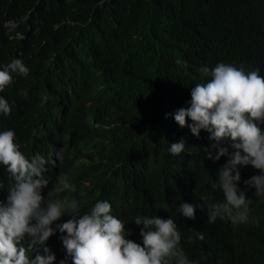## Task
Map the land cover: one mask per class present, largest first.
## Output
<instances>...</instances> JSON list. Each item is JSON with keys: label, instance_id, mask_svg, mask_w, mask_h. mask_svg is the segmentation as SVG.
Listing matches in <instances>:
<instances>
[{"label": "trees", "instance_id": "trees-1", "mask_svg": "<svg viewBox=\"0 0 264 264\" xmlns=\"http://www.w3.org/2000/svg\"><path fill=\"white\" fill-rule=\"evenodd\" d=\"M9 21L20 23L21 37L7 33ZM13 58L22 59L30 73L14 75L0 92L14 102L11 114L0 116V131L14 130L25 155L47 156V142L58 144L51 130L60 118L56 113L70 104L63 98L67 91L75 94L93 83L111 91L98 100L87 141L71 136L85 154L48 169L49 188L64 176L77 190L70 193L84 204L82 212L98 199L111 200L137 242L136 215L171 216L189 258L200 262L209 252L208 264H264V199L254 189L247 195L258 224H209L199 208L195 220L176 212L182 201L222 198L210 184L226 158L204 159L208 134L202 131L198 139L165 115L187 107L190 88L205 80L202 66L243 64L264 75V0H0V66ZM181 139L186 152L171 156L169 143ZM241 174L243 181L258 170L249 166ZM0 183L3 197L12 183L3 168ZM68 187L48 195L66 201ZM46 189L47 183L42 193ZM192 229L202 231L204 240L190 241ZM56 237L47 245L58 264L65 251L57 249Z\"/></svg>", "mask_w": 264, "mask_h": 264}, {"label": "clouds", "instance_id": "clouds-1", "mask_svg": "<svg viewBox=\"0 0 264 264\" xmlns=\"http://www.w3.org/2000/svg\"><path fill=\"white\" fill-rule=\"evenodd\" d=\"M20 23L6 22L7 33L21 37L17 32ZM200 71L205 80L190 88L187 107L165 115L166 118L171 115L181 128L187 127L198 139L202 131L208 134L209 144L202 147L204 159L216 163L226 158L210 184L211 192L221 193L222 198L209 202L208 197L202 196L199 202L182 201L176 212L195 220L199 208L206 213L209 224L218 219L230 222L233 227L258 224L259 217L252 215L247 191L254 189V196L264 199V75L259 67L224 62L211 68L202 66ZM29 73V67L20 58L0 66V92L12 84L14 75L27 77ZM109 92L108 87L93 83L75 94L71 90L64 94L63 98L70 104L56 113L60 118L55 119L57 127L51 133L58 144L47 142V156L25 155L21 144L16 142L14 130L0 131V168L5 169L12 181L6 194L0 197V264H57L56 254L47 245L48 238L54 234H57L54 238L57 249L65 251L58 264H208L211 261L209 252L203 253L200 262L188 257L181 245V232L171 216L136 215L132 222L139 227L137 242L129 238L131 230L111 200L98 199L82 212L84 204L73 198L77 190L68 187L64 176L57 177L49 188L50 169L66 167L85 154L71 136L75 133L86 140L94 126L98 100L109 97ZM13 105L14 102L10 104L0 95V116L10 115ZM36 134L33 130V135ZM169 144L168 153L173 157L186 152L184 139ZM249 166L258 170V174L242 181L241 169ZM46 183L48 189L42 193ZM67 187L66 201L48 195ZM4 189L0 183V191ZM192 232L190 241L204 240L202 231L192 229ZM25 240L26 245L22 243Z\"/></svg>", "mask_w": 264, "mask_h": 264}, {"label": "bare ground", "instance_id": "bare-ground-1", "mask_svg": "<svg viewBox=\"0 0 264 264\" xmlns=\"http://www.w3.org/2000/svg\"><path fill=\"white\" fill-rule=\"evenodd\" d=\"M258 20V19H257Z\"/></svg>", "mask_w": 264, "mask_h": 264}]
</instances>
